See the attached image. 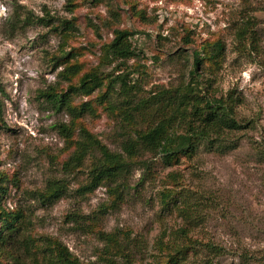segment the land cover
<instances>
[{"label": "rangeland", "instance_id": "rangeland-1", "mask_svg": "<svg viewBox=\"0 0 264 264\" xmlns=\"http://www.w3.org/2000/svg\"><path fill=\"white\" fill-rule=\"evenodd\" d=\"M249 18L259 53L250 52L248 42L244 52L237 47L235 31ZM65 21L73 26L68 36ZM114 29L136 33L130 41L139 57L106 66L101 64L102 47ZM216 38L225 45L219 69L210 72L204 63L197 74L200 81L209 80L205 85L210 94L225 97L231 92L238 98L237 119L245 128L232 132L226 142L236 148L220 153L201 146L193 158L170 166L155 158L148 169L133 172L116 208H104L111 202L104 187L77 197L74 191L85 181L88 160L73 175L62 173L70 150L57 127L69 124L70 117L54 110L39 92L65 88L67 82L60 75L67 64L77 63L81 72L98 66L113 75L138 67L140 75L131 79H141L146 97L150 89L187 83L191 52L199 50L204 40ZM262 50L264 0H0L2 206L21 213L24 221L15 242L0 246V264H12L14 259L32 264V257L47 264L51 240L65 246L81 264H103L104 243L98 230L128 233L130 264H150L158 259L155 241L162 237L164 243L184 244L187 240L176 231L186 227L190 230L186 239L192 244L222 248L213 264H264ZM68 53L55 65L56 58ZM100 90L90 97L76 96L74 103L91 101L94 114L85 113L82 123L102 144L117 150L120 119L94 101ZM60 178L69 182L66 196L51 205L32 198L48 179ZM167 191L180 194L173 195L176 205L184 202L191 209L192 227L172 201L163 203ZM203 256L197 250L186 264H200ZM117 263L124 264L121 259Z\"/></svg>", "mask_w": 264, "mask_h": 264}, {"label": "trees", "instance_id": "trees-1", "mask_svg": "<svg viewBox=\"0 0 264 264\" xmlns=\"http://www.w3.org/2000/svg\"><path fill=\"white\" fill-rule=\"evenodd\" d=\"M243 23V26L237 27L235 31L237 47L244 52L248 42L249 51L259 53L253 31L254 22L249 18ZM63 24L66 32L64 35L68 36L73 31V26L69 21ZM134 34L136 33L130 29H114L111 40L102 47L101 64L107 66L114 61L124 63L139 57L130 41ZM185 43H189V39H185ZM224 50L225 45L221 39L204 40L199 50L194 49L191 52L190 79L187 83L170 88L150 89L146 97L142 95L141 79H131L135 73L140 75L138 67L132 72L123 68L122 73L113 75L104 74L98 66L81 72L77 63L67 64L60 75L67 82L66 87H51L40 91L39 94L54 110L64 111L70 117L69 124L62 123L57 127L69 142L67 148L70 150L67 159L62 163V173L73 175L88 160L85 181L78 185L74 194L83 198L99 187H104L111 201L104 208H116L123 200L133 172L136 169H148L149 162L155 158L159 157L164 165L170 166L178 164L183 158H193L201 146L220 153L234 150L236 145H227L226 142L232 132L245 128L237 119L239 100L232 97L231 92L225 97L210 94L205 85L209 84V80L200 81V75L197 74L198 67L204 63L210 72L217 71ZM260 52L264 56V50ZM69 56L68 53V56L66 54L56 58L55 65ZM199 83H203L204 87L199 89ZM103 87L104 92L100 90ZM96 90L101 93L97 94L94 101L101 105L104 111L120 119L118 126L121 138L117 150H110L102 144L82 123L85 113L94 114V109L90 106L91 101L79 105L74 103L76 96L90 97ZM262 151L260 154L264 157ZM68 192L69 182L66 178L48 179L44 188L33 192L31 196L36 201L51 205ZM3 195L4 188L0 182L1 247L15 242L24 227L21 213L8 212L3 208ZM173 195L180 194L173 191L163 193V203L167 206L172 201L171 204L175 206L178 214L192 227L194 219L190 215L191 209H188L184 202L181 206L176 205L177 199ZM189 231L187 227L176 231L177 235L180 233L185 241L187 240L184 244L164 243L162 237L155 241L154 246L159 252L158 259L150 264H186L189 255L195 257L197 250L204 253L200 264H213V258L223 254L221 247L210 243L200 244V247L195 245L198 244L196 241L192 244L193 241L186 239ZM96 233L104 243L101 249L103 264H118V259L124 264H130L132 238L128 233H105L101 230ZM27 240L24 241L28 242ZM48 250L50 255L46 259L47 264H81L58 241L51 240ZM31 260L32 264H39L37 258L32 257ZM12 264L25 263L14 259Z\"/></svg>", "mask_w": 264, "mask_h": 264}]
</instances>
